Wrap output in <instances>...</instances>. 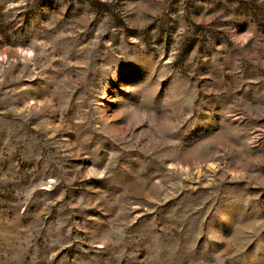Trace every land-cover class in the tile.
<instances>
[{"label": "rangeland", "instance_id": "1", "mask_svg": "<svg viewBox=\"0 0 264 264\" xmlns=\"http://www.w3.org/2000/svg\"><path fill=\"white\" fill-rule=\"evenodd\" d=\"M0 264H264V0H0Z\"/></svg>", "mask_w": 264, "mask_h": 264}]
</instances>
